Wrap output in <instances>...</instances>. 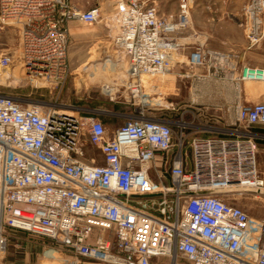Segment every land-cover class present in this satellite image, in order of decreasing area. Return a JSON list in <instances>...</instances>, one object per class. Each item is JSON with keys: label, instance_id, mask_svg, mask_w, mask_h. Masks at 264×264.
Masks as SVG:
<instances>
[{"label": "built area", "instance_id": "2783aa9c", "mask_svg": "<svg viewBox=\"0 0 264 264\" xmlns=\"http://www.w3.org/2000/svg\"><path fill=\"white\" fill-rule=\"evenodd\" d=\"M115 6L123 88L137 100L149 79L175 67L179 36L193 24V0H180L176 15L141 0ZM102 14L99 6L82 11L70 0H0V34L15 28L20 36L17 53L0 48V264L12 232L46 240L63 264H264V220L223 198L264 194L259 145L250 132L192 136L189 163L185 122L141 114L108 131L90 118L84 130L69 111L1 89L24 78L63 86L69 24H96ZM262 14L264 0H249L242 22L248 49L264 40ZM231 57L198 41L188 64L229 67ZM253 76L264 77V68L244 65L237 80L264 82ZM103 88L114 100L116 87ZM237 120L264 126V103L239 105ZM88 146L95 149L90 155Z\"/></svg>", "mask_w": 264, "mask_h": 264}, {"label": "rangeland", "instance_id": "374dc122", "mask_svg": "<svg viewBox=\"0 0 264 264\" xmlns=\"http://www.w3.org/2000/svg\"><path fill=\"white\" fill-rule=\"evenodd\" d=\"M72 1L78 6L88 1L94 2L84 11L100 6L103 14L100 22L96 24L75 23L74 30H69V67L64 85L57 86L54 83L44 82L35 85L24 78L22 83L1 87L3 91L16 97H25L69 111L70 114L77 116L84 130L88 129L90 118L99 119L108 130L118 129L132 116L141 114L145 117L166 119L176 126L178 122H185L190 125V129L187 131L188 140L182 144V151L189 163L191 162L189 140L192 136H236L242 132H250L259 145L258 163L264 175V133H262L264 126L245 127L237 120L239 105L264 103V82L237 80L244 65L264 68V40L257 47L248 49L249 42L242 24L244 8L249 0H193L191 10L193 24L188 31L179 36L180 42L182 45L194 47L198 41H201L210 51L231 54L229 67H221L215 61H210L203 67H191L186 55L181 51L182 47L173 55L175 67L172 71L165 76L149 79L148 84L144 86V95L137 100L129 99V94L123 88L127 82L124 74L125 63L117 58L113 42L119 32L115 0ZM215 1L239 2L242 11L238 12L240 14L241 11L242 14L239 17L236 14L237 10L229 5V7L217 6L211 9H203L201 6L203 2L206 6V3L211 4ZM152 2L163 15L178 14L180 0H150L148 3L152 5ZM235 16L240 19L239 32L236 29L237 25L234 24ZM259 18L264 31V14ZM205 32L211 37L207 38ZM200 35L202 37L199 38ZM19 42L18 29L11 28L0 34V48L7 52L17 53ZM181 62H185L191 72L181 68L179 71ZM15 72L21 75L18 70ZM192 75L208 77L210 86L201 91L208 92L204 97L211 100H202V94L198 93L191 84ZM107 85L116 87L113 92L114 100H110V97L104 93L103 87ZM223 86L226 90L222 88ZM221 92L228 100H220ZM234 94L238 97L237 100H232ZM176 126L174 127L175 145L179 144L180 140ZM86 150L90 155L95 149L88 146ZM223 195L226 203L242 208L254 219L264 220V194L246 191L243 194L229 192ZM11 234L3 264H63L58 254L54 252L53 246L46 240L20 232Z\"/></svg>", "mask_w": 264, "mask_h": 264}, {"label": "crops", "instance_id": "0c3cea01", "mask_svg": "<svg viewBox=\"0 0 264 264\" xmlns=\"http://www.w3.org/2000/svg\"><path fill=\"white\" fill-rule=\"evenodd\" d=\"M142 1H144V2H150V0H142ZM70 2H71V4L72 5H74L76 8H78L79 10H82V11H84L89 5H91L92 3H94V2H86V4L85 3H83L82 5H77V4H74V2L72 1V0H70ZM100 1H98V3H99ZM109 2H111V1H109ZM88 4V5H87ZM205 4H204V2H203V4L201 3V6H202V8L203 9H211V8H217V6H220V7H227L228 5L232 8V9H236L237 10V15H239V17H240V15L242 14L241 13V11H242V7H241V5H240V3L239 2H224V1H215V2H213V3H211V4H208V3H206V6H204ZM225 5V6H224ZM228 6V7H229ZM95 7H97V6H95ZM100 7V6H99ZM89 8V7H88ZM91 8H93V7H91ZM90 8V9H91ZM239 10H241L240 11V14H239ZM213 20H214V18H213ZM220 20V19H219ZM240 19H238L237 18V16H235L234 17V24L235 25H237L236 27V29H238L237 31L239 32V21ZM75 23H77V22H71L70 24H69V30L70 31H72V30H74V28L76 27L75 26ZM206 33V32H205ZM206 36H208L207 38H210L211 37V35L207 32L206 34H205ZM182 47H183V49L181 50L182 51V53H184L185 55H186V57H187V59H189V57H190V55H191V53L194 51V48H195V46L193 47V46H186L185 44L184 45H182ZM186 52L188 53V54H186ZM231 55V54H230ZM180 68L182 69V70H185L186 72H189L190 70H188V68H187V64L185 63V62H181V65L178 67V69H179V71H180ZM191 72V71H190ZM192 72L194 73V70H192ZM195 74V73H194ZM191 77V84L193 85V86H195V89L198 91V93H201L202 94V100H211V99H206L204 96H206V94L208 93V92H205V91H201V90H205L206 88H208L209 86H210V82H208L207 81V79H208V77L207 76H190ZM222 88H224L225 89V86H223ZM226 90V89H225ZM219 96H220V100H228L227 98H226V96L225 95H222V92L219 94ZM238 99V97L236 96V94H234V97H232V100H237ZM241 100H243L242 99V97H241ZM264 102V101H263ZM245 104V103H244ZM247 104H252V103H247ZM108 113H110L111 114V112L110 111H108ZM107 130H108V128H107ZM114 130H116V129H110V130H108V131H114ZM263 132L262 133H264V130H262ZM98 163H99V165H102L103 164V160L100 158L99 159V161H98Z\"/></svg>", "mask_w": 264, "mask_h": 264}, {"label": "bare ground", "instance_id": "6f19581e", "mask_svg": "<svg viewBox=\"0 0 264 264\" xmlns=\"http://www.w3.org/2000/svg\"><path fill=\"white\" fill-rule=\"evenodd\" d=\"M112 65V64H111ZM99 70V69H98ZM17 75V73H15ZM99 76V75H98ZM254 80H261L264 81V77H258V76H253L252 77Z\"/></svg>", "mask_w": 264, "mask_h": 264}, {"label": "water", "instance_id": "95a60500", "mask_svg": "<svg viewBox=\"0 0 264 264\" xmlns=\"http://www.w3.org/2000/svg\"><path fill=\"white\" fill-rule=\"evenodd\" d=\"M260 193V192H259Z\"/></svg>", "mask_w": 264, "mask_h": 264}]
</instances>
